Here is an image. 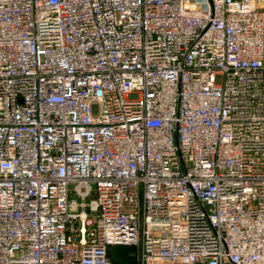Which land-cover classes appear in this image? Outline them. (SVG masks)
<instances>
[{"label": "built area", "instance_id": "2783aa9c", "mask_svg": "<svg viewBox=\"0 0 264 264\" xmlns=\"http://www.w3.org/2000/svg\"><path fill=\"white\" fill-rule=\"evenodd\" d=\"M264 264V0H0V264Z\"/></svg>", "mask_w": 264, "mask_h": 264}, {"label": "trees", "instance_id": "16d2710c", "mask_svg": "<svg viewBox=\"0 0 264 264\" xmlns=\"http://www.w3.org/2000/svg\"><path fill=\"white\" fill-rule=\"evenodd\" d=\"M115 250V249H114ZM114 250L111 254V257L114 261L120 263V264H138L136 260V250L134 248H129V250H135V255L133 256H121L120 253L118 255H114Z\"/></svg>", "mask_w": 264, "mask_h": 264}, {"label": "rangeland", "instance_id": "374dc122", "mask_svg": "<svg viewBox=\"0 0 264 264\" xmlns=\"http://www.w3.org/2000/svg\"><path fill=\"white\" fill-rule=\"evenodd\" d=\"M120 253L121 256L125 255V256H133L135 255V250H129V248L127 247H117L114 250V255H118Z\"/></svg>", "mask_w": 264, "mask_h": 264}]
</instances>
